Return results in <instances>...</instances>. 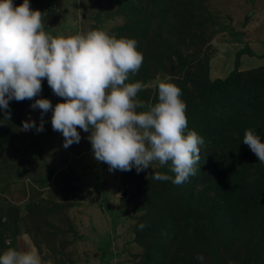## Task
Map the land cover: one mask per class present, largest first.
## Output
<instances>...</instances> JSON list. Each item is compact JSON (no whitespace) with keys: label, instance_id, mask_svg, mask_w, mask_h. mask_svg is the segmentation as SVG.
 Instances as JSON below:
<instances>
[{"label":"rangeland","instance_id":"1","mask_svg":"<svg viewBox=\"0 0 264 264\" xmlns=\"http://www.w3.org/2000/svg\"><path fill=\"white\" fill-rule=\"evenodd\" d=\"M127 1L135 9L123 10L118 0H30V5L43 13L44 30L53 36L100 28L135 39L144 60L130 80L144 84L141 92L146 103L157 101L158 75L161 79L167 75L192 92L186 81L188 72L196 69L201 82L205 77L208 81L225 79L234 69L236 53L242 50L253 56H240L239 71L264 68V0H170L169 5L164 0L162 11L154 5L159 0ZM166 33L172 34L167 37ZM178 52L186 62L177 61L174 55ZM38 98L49 99L53 106L62 102L53 92ZM31 103H15L18 118L13 120L0 113V124L8 126L0 131V141L9 142L0 148V220L7 222L10 233L0 254L13 247L35 250L44 264H141L144 249L136 241L134 228L148 213L128 199L127 185L134 179L143 189L153 183L150 174H165L166 166L154 162L139 173L134 168L110 172L106 163L94 159L86 139L90 133L78 128L80 142L63 146L62 134L52 129L51 110L43 116L42 132L22 130V121L29 118L40 123V110L31 109ZM22 156L35 166L21 180L13 176L12 168ZM47 168L52 169L51 175ZM182 220L181 215L174 217L179 231L172 246L178 249L171 251L174 256L187 257V263L179 264H214L210 248L201 241L210 239L208 227L194 224L192 229ZM243 223L241 228L234 224L217 232L224 237L232 229L237 232L236 255L226 264H239L237 260L249 253L251 238L260 233L250 222ZM197 254L204 259L197 260ZM246 264H264V255Z\"/></svg>","mask_w":264,"mask_h":264},{"label":"clouds","instance_id":"2","mask_svg":"<svg viewBox=\"0 0 264 264\" xmlns=\"http://www.w3.org/2000/svg\"><path fill=\"white\" fill-rule=\"evenodd\" d=\"M43 13L29 0L14 5L0 0V113L10 115L9 102L31 100L40 110V123L29 118L22 130L42 132L43 116L51 110V126L63 136L65 148L78 144L80 132L90 133L94 159L109 171L137 173L157 162L174 176L156 172L153 179L181 185L195 175L203 138L188 129L182 90L167 75L156 77L157 102L137 98L144 84L130 77L138 73L144 57L137 41L95 28L75 34L44 30ZM62 98L54 106L38 98L42 80ZM243 143L264 163V142L253 129H245ZM146 225L141 223L142 230ZM197 260H203L197 254ZM0 264H44L35 250L8 247Z\"/></svg>","mask_w":264,"mask_h":264},{"label":"trees","instance_id":"3","mask_svg":"<svg viewBox=\"0 0 264 264\" xmlns=\"http://www.w3.org/2000/svg\"><path fill=\"white\" fill-rule=\"evenodd\" d=\"M165 1L170 4V0ZM22 2L23 0H13L14 5ZM118 3L123 10L131 7L135 9L133 2L118 0ZM164 3V0H159L154 5L162 11L160 6ZM192 16L199 17V14ZM171 34L166 33V36ZM158 39L163 41V37ZM241 55L253 56L249 50L237 52L234 69L225 79L208 81L205 77L201 82L202 78L197 76L198 71L195 72L194 69L188 72L186 77L192 92L191 89L184 88V84L181 87L176 84L186 96V131L195 130L203 138V144L200 145V162L195 166V175L190 176L181 185L173 184L171 180L155 179L143 189L142 186L135 185L134 179L127 185L128 199L136 204L135 208L148 213L142 216L134 228L136 241L144 249L141 264L188 262L186 256H174V252H171L177 248L172 245L176 243V234L179 231V222L174 221V217L179 218L180 215L185 226L192 229L194 224L208 227L210 239L201 241L204 242V247L210 248V258L214 264H226L229 257L236 255L234 235L237 232L232 229L225 237L217 233L229 226L234 227L236 221L238 223L235 226L238 228L243 227L245 221L250 222L260 232L251 238L249 253L245 258L238 259V263L246 264L251 258L259 259L264 255V163L258 161L242 140L244 130L250 128L255 130L264 142V68L239 71ZM174 56L177 61L186 62L181 53L178 52ZM39 95H52L46 80L42 82ZM137 98L145 102L141 91ZM15 103L21 104L15 100L9 102L10 120H13L17 113L14 110ZM1 115L6 116L3 113ZM2 124L4 123L0 124L1 132L8 128ZM8 143L7 139L1 140L0 148ZM31 166H35L34 163L28 157L22 156L12 168V174L22 180L30 176L28 172ZM47 170L48 175H51L52 169ZM154 173L150 174L151 178ZM165 174L174 176L168 166ZM141 223L146 225L142 230L137 226ZM9 235L7 222L0 220V248L6 245ZM219 236L222 241H217ZM140 237L145 238V241L141 242Z\"/></svg>","mask_w":264,"mask_h":264}]
</instances>
